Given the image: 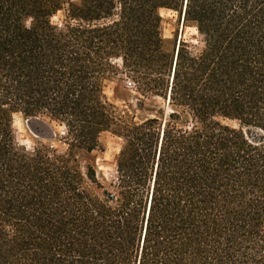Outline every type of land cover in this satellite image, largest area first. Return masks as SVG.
<instances>
[{"label": "trees", "instance_id": "16d2710c", "mask_svg": "<svg viewBox=\"0 0 264 264\" xmlns=\"http://www.w3.org/2000/svg\"><path fill=\"white\" fill-rule=\"evenodd\" d=\"M121 73L167 107L126 115ZM18 113L66 151L20 144ZM104 132L109 182L80 164ZM0 264H264V0H0Z\"/></svg>", "mask_w": 264, "mask_h": 264}, {"label": "rangeland", "instance_id": "374dc122", "mask_svg": "<svg viewBox=\"0 0 264 264\" xmlns=\"http://www.w3.org/2000/svg\"><path fill=\"white\" fill-rule=\"evenodd\" d=\"M75 1V0H74ZM163 17V33L164 37L171 40L170 48L173 47L177 38V47L181 38L197 44V32L192 27H185L183 20L180 21L178 13L166 9L161 10ZM62 17V12L54 18L57 21ZM105 94L107 99L119 107L126 115H136V121H140L151 115L148 109L167 107V104L160 97H150L145 99V106L140 107L141 96L137 93L134 85L129 78L121 73L115 79L108 80L105 85ZM41 133H50L51 130L63 135V128L55 123H50L46 117H24L21 113L14 115V128L20 144L33 150L40 143L51 144L54 148L61 152L66 151L65 145L58 137L45 139L39 137L32 130L33 128ZM100 142L104 147L103 151H94L90 155L82 154L80 164L85 165L95 161L98 176L100 180L109 182L116 173V157L119 153L123 140L111 132H104L100 136ZM83 156V157H82Z\"/></svg>", "mask_w": 264, "mask_h": 264}, {"label": "water", "instance_id": "95a60500", "mask_svg": "<svg viewBox=\"0 0 264 264\" xmlns=\"http://www.w3.org/2000/svg\"><path fill=\"white\" fill-rule=\"evenodd\" d=\"M177 50H178V47H177ZM36 118V117H35ZM33 128V127H32ZM34 131V133L36 135H38L39 137H42V138H45V139H52L56 136L55 132L51 130L50 133H41L39 131H37L36 129H32Z\"/></svg>", "mask_w": 264, "mask_h": 264}]
</instances>
